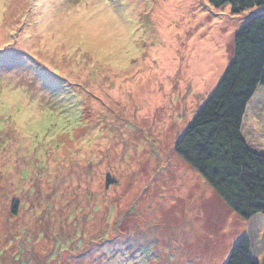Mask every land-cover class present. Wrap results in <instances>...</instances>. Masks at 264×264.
<instances>
[{"label":"rangeland","instance_id":"374dc122","mask_svg":"<svg viewBox=\"0 0 264 264\" xmlns=\"http://www.w3.org/2000/svg\"><path fill=\"white\" fill-rule=\"evenodd\" d=\"M253 12L0 0V264H225L245 236L264 261V215L241 218L175 151ZM243 133L264 152L262 86Z\"/></svg>","mask_w":264,"mask_h":264},{"label":"trees","instance_id":"16d2710c","mask_svg":"<svg viewBox=\"0 0 264 264\" xmlns=\"http://www.w3.org/2000/svg\"><path fill=\"white\" fill-rule=\"evenodd\" d=\"M232 15L251 13L234 38V55L217 86L175 144L176 153L245 220L264 215V154L243 133L247 107L264 87V0H207ZM225 264H264L242 237Z\"/></svg>","mask_w":264,"mask_h":264},{"label":"snow or ice","instance_id":"6c2138e0","mask_svg":"<svg viewBox=\"0 0 264 264\" xmlns=\"http://www.w3.org/2000/svg\"><path fill=\"white\" fill-rule=\"evenodd\" d=\"M112 2H113V4H116V0H112ZM117 7L119 8V5H118V4H117ZM2 62H3V57L0 56V63H2ZM17 95H19V93H15V94H14V98H15V96H17ZM21 111H23V109H21ZM51 115H52V114H50V113H49V114H46L44 120H49L50 117H51ZM27 118H28V119H31L30 117H27ZM44 120H42V121L39 122L40 125H42V126L44 125ZM51 123L54 124L55 121L52 120ZM0 130H2V129H0Z\"/></svg>","mask_w":264,"mask_h":264},{"label":"crops","instance_id":"0c3cea01","mask_svg":"<svg viewBox=\"0 0 264 264\" xmlns=\"http://www.w3.org/2000/svg\"><path fill=\"white\" fill-rule=\"evenodd\" d=\"M255 97V96H254ZM249 105H250V103H249ZM248 105V106H249ZM247 109H248V107H247ZM256 150V149H255ZM256 151H258V150H256ZM259 152V151H258ZM261 153H264V152H261ZM255 257V256H254ZM256 258V257H255ZM257 259V258H256ZM257 260H259V259H257ZM260 261V260H259ZM261 262V261H260Z\"/></svg>","mask_w":264,"mask_h":264},{"label":"water","instance_id":"95a60500","mask_svg":"<svg viewBox=\"0 0 264 264\" xmlns=\"http://www.w3.org/2000/svg\"><path fill=\"white\" fill-rule=\"evenodd\" d=\"M262 154H264V153H262Z\"/></svg>","mask_w":264,"mask_h":264}]
</instances>
